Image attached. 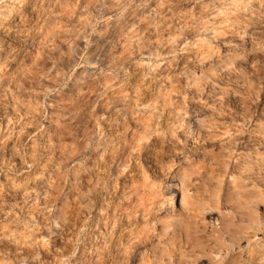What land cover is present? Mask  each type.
I'll list each match as a JSON object with an SVG mask.
<instances>
[{
  "label": "clouds",
  "instance_id": "obj_1",
  "mask_svg": "<svg viewBox=\"0 0 264 264\" xmlns=\"http://www.w3.org/2000/svg\"><path fill=\"white\" fill-rule=\"evenodd\" d=\"M0 264H264V0H0Z\"/></svg>",
  "mask_w": 264,
  "mask_h": 264
}]
</instances>
